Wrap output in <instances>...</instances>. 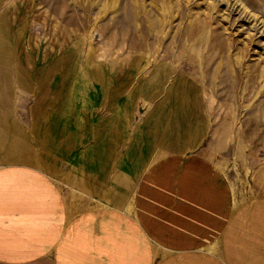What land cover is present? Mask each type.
Returning a JSON list of instances; mask_svg holds the SVG:
<instances>
[{
  "label": "rangeland",
  "instance_id": "374dc122",
  "mask_svg": "<svg viewBox=\"0 0 264 264\" xmlns=\"http://www.w3.org/2000/svg\"><path fill=\"white\" fill-rule=\"evenodd\" d=\"M165 148L264 185V0H0V167L132 211Z\"/></svg>",
  "mask_w": 264,
  "mask_h": 264
},
{
  "label": "crops",
  "instance_id": "0c3cea01",
  "mask_svg": "<svg viewBox=\"0 0 264 264\" xmlns=\"http://www.w3.org/2000/svg\"><path fill=\"white\" fill-rule=\"evenodd\" d=\"M182 151L150 152L168 157L132 211L80 209L44 171L0 167V264H264V185L241 199L221 169Z\"/></svg>",
  "mask_w": 264,
  "mask_h": 264
}]
</instances>
